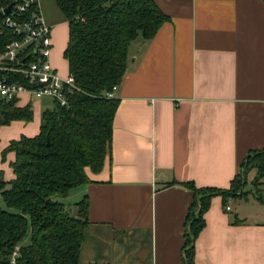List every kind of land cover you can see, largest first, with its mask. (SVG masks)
<instances>
[{
  "label": "crops",
  "instance_id": "obj_1",
  "mask_svg": "<svg viewBox=\"0 0 264 264\" xmlns=\"http://www.w3.org/2000/svg\"><path fill=\"white\" fill-rule=\"evenodd\" d=\"M154 1L169 20L128 47L110 152L63 199L88 198L77 264H184L194 200L184 183L228 189L248 155L264 149V0ZM39 5L51 27L50 63L66 77L68 22L56 0ZM44 98L22 94L16 104L39 108L40 125ZM14 161L3 149L6 181ZM203 217L194 264H264V197L255 189L226 203L213 195Z\"/></svg>",
  "mask_w": 264,
  "mask_h": 264
},
{
  "label": "trees",
  "instance_id": "obj_2",
  "mask_svg": "<svg viewBox=\"0 0 264 264\" xmlns=\"http://www.w3.org/2000/svg\"><path fill=\"white\" fill-rule=\"evenodd\" d=\"M11 0H0L1 7ZM69 26L63 52L74 87L67 103L53 102L41 114L39 132L11 140L4 154L15 152V177L4 180L0 172V264H7L19 247L17 264H77L88 225L85 195L70 209L63 202L73 187L90 181L86 168L99 171L111 147L113 118L118 99L110 97L126 71L128 47L141 38L150 40L169 20L154 0H56ZM18 18V15L15 16ZM16 38L9 29L0 34V52ZM18 98H0V127L13 121L29 122L31 104L18 106ZM255 169L252 181L260 193L264 176V149L249 154L241 172L228 189L196 188L187 218L184 264H194V241L204 226V212L213 195L243 196L246 174ZM29 232V242L22 244Z\"/></svg>",
  "mask_w": 264,
  "mask_h": 264
},
{
  "label": "built area",
  "instance_id": "obj_3",
  "mask_svg": "<svg viewBox=\"0 0 264 264\" xmlns=\"http://www.w3.org/2000/svg\"><path fill=\"white\" fill-rule=\"evenodd\" d=\"M11 1L13 15L4 13L9 4L1 7L0 34L6 28L16 38L0 52V98L11 100L28 94L65 105L74 80L71 75L61 77L50 63L51 27L42 15L39 0ZM117 87H113V93ZM113 93L109 96L113 97ZM260 193L264 197V176L260 178ZM229 208L227 205L226 210ZM18 255L19 247H15L7 264H17Z\"/></svg>",
  "mask_w": 264,
  "mask_h": 264
},
{
  "label": "rangeland",
  "instance_id": "obj_4",
  "mask_svg": "<svg viewBox=\"0 0 264 264\" xmlns=\"http://www.w3.org/2000/svg\"><path fill=\"white\" fill-rule=\"evenodd\" d=\"M43 15V14H42ZM44 17V16H43ZM42 107H48L51 108L53 105V102L50 98H44L43 99ZM33 119L29 122L23 123H15L9 125V127H1L0 128V153L5 150L8 146L9 141L13 139H19L22 135H30L35 134V132L38 130L39 125V115H40V109L39 108H33ZM21 126L24 127V131H21ZM9 152V151H8ZM256 173L251 171L246 174L247 177V184L245 185V190L251 194L252 191H254V187L252 184V181L254 180ZM78 195H75L74 193H70L69 197L67 199L66 205L70 207V209H74L75 202L78 201ZM29 232L26 235V237L23 239L22 244H27L29 242Z\"/></svg>",
  "mask_w": 264,
  "mask_h": 264
},
{
  "label": "water",
  "instance_id": "obj_5",
  "mask_svg": "<svg viewBox=\"0 0 264 264\" xmlns=\"http://www.w3.org/2000/svg\"><path fill=\"white\" fill-rule=\"evenodd\" d=\"M12 5H13V2L10 3V4L4 9V13H5L6 15H13Z\"/></svg>",
  "mask_w": 264,
  "mask_h": 264
}]
</instances>
